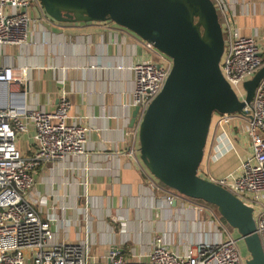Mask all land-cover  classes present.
I'll list each match as a JSON object with an SVG mask.
<instances>
[{
    "label": "crops",
    "instance_id": "crops-1",
    "mask_svg": "<svg viewBox=\"0 0 264 264\" xmlns=\"http://www.w3.org/2000/svg\"><path fill=\"white\" fill-rule=\"evenodd\" d=\"M223 6L221 23L231 21L241 34L255 36L264 56V0H223ZM29 12L28 43L0 48V64L27 67L28 81L18 88L27 92L31 108L53 111L66 95L70 121L89 128L85 155L36 169L37 192L49 200L44 215L66 208L59 214L68 220L53 222L57 235L73 242L89 239L94 259L117 246L134 261L148 252L158 233H166L168 245L178 251L232 235L245 255L239 232L225 224L213 205L187 196L169 205L165 197L170 189L131 154L140 155V116L131 125L136 107L132 67L157 60L147 41L112 21L58 22L36 4ZM225 132L235 135L236 127L221 126L213 118L201 164L208 177L240 172L252 152L246 138L231 149ZM18 142L31 143L20 147L25 153L34 149L31 133L20 135Z\"/></svg>",
    "mask_w": 264,
    "mask_h": 264
},
{
    "label": "built area",
    "instance_id": "built-area-1",
    "mask_svg": "<svg viewBox=\"0 0 264 264\" xmlns=\"http://www.w3.org/2000/svg\"><path fill=\"white\" fill-rule=\"evenodd\" d=\"M213 1L220 15L224 10L223 0ZM33 4L47 15L40 0H0V48L28 43L29 9ZM222 27L225 49L221 69L239 98L244 100V82L264 65V56L255 36L241 34L231 21ZM148 48L156 53L157 60H145L132 67V103L136 106L142 102L140 123L148 105L162 90L173 65L172 59L152 44L148 43ZM28 74L24 65L0 64V264H246L248 257L241 252L238 238L232 235L178 251L168 245L166 233H158L148 252L134 261L127 260L117 246L94 259L90 255L89 239L73 242L60 238L53 222L68 220L59 214L66 208L62 206L56 208V214L44 215L42 208L49 200L37 192L36 169L47 163L65 162L85 155L89 128L70 121L71 101L66 95L53 111L31 108L27 92L18 88L28 81ZM247 108L249 116L241 113H216L214 116L221 126L236 127L235 135L225 132L231 149L242 138L251 145L252 152L243 160L240 172L213 178L203 174L200 167L199 173L253 208L264 249V78ZM28 133L35 143L32 152L25 153L18 141L20 135ZM131 154L141 164L137 151L131 150ZM85 185L87 187V182ZM169 189L165 197L169 205L184 196ZM85 213V219L89 220L88 210ZM220 224H224L222 220ZM122 227L125 231V220Z\"/></svg>",
    "mask_w": 264,
    "mask_h": 264
},
{
    "label": "water",
    "instance_id": "water-1",
    "mask_svg": "<svg viewBox=\"0 0 264 264\" xmlns=\"http://www.w3.org/2000/svg\"><path fill=\"white\" fill-rule=\"evenodd\" d=\"M58 22L112 21L169 56L172 69L148 105L139 127L140 157L152 175L191 199L218 208L250 254L246 264H264L253 208L222 185L200 175L216 113H241L264 78V65L244 82L240 99L221 69L224 31L213 0H40ZM133 112V126L141 114Z\"/></svg>",
    "mask_w": 264,
    "mask_h": 264
},
{
    "label": "rangeland",
    "instance_id": "rangeland-1",
    "mask_svg": "<svg viewBox=\"0 0 264 264\" xmlns=\"http://www.w3.org/2000/svg\"><path fill=\"white\" fill-rule=\"evenodd\" d=\"M29 144H31V143H19V146L21 147V148H23V149H26L27 148V146L29 145ZM84 199V198H83ZM85 200V199H84ZM193 201H198V200H195V199H192ZM199 202V201H198ZM214 208H215V206H213ZM215 211H216V208H215ZM216 213L218 214V212L216 211ZM89 215H91L90 213H89ZM219 215V214H218ZM241 244H244V242H240ZM244 250H245V255L246 256H248V258L250 257V254H249V252H248V250H247V248H246V246H245V244H244Z\"/></svg>",
    "mask_w": 264,
    "mask_h": 264
},
{
    "label": "trees",
    "instance_id": "trees-1",
    "mask_svg": "<svg viewBox=\"0 0 264 264\" xmlns=\"http://www.w3.org/2000/svg\"><path fill=\"white\" fill-rule=\"evenodd\" d=\"M263 60H264V58H263ZM215 116V115H214ZM214 118V117H213ZM199 202H201V203H204V204H209V203H206V202H204V201H202V200H198ZM209 205H211V204H209ZM215 208H216V211L218 212V214L220 215V213H219V211H218V208L215 206ZM220 217H221V219L225 222V224H227V225H229L228 223H227V221L220 215ZM230 226V225H229Z\"/></svg>",
    "mask_w": 264,
    "mask_h": 264
}]
</instances>
